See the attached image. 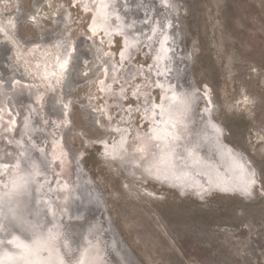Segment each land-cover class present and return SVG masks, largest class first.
Masks as SVG:
<instances>
[{
    "label": "rangeland",
    "instance_id": "1",
    "mask_svg": "<svg viewBox=\"0 0 264 264\" xmlns=\"http://www.w3.org/2000/svg\"><path fill=\"white\" fill-rule=\"evenodd\" d=\"M34 1L41 3L35 22L47 28L42 37L46 36L47 39L38 44L41 51L50 53L52 49L55 53L58 50L54 47L56 38L66 47L75 39L77 44L75 42L74 46L81 62L85 55L89 57L90 54L91 59L88 60L93 63L91 50L81 42V38L85 28L90 25L91 10H85V6L90 1L92 5L98 4L99 0H20L15 4L13 0H0V25L11 14L10 29L15 30L16 26L20 37L27 41L35 40L36 31L31 23L25 22V17L16 15L20 9L26 14L32 12ZM177 1L178 23L182 33L178 45L183 50L182 57L189 62L187 67L182 66L184 70L178 73V77L183 81L187 75L199 90L207 86L211 100L217 104L216 111L211 101L210 109H214V119L224 128L225 139L245 153L253 165L256 185L249 199L210 192L201 199L194 197L192 191L181 195L173 188L140 178L136 170L133 175L125 174L111 157L103 153L102 144H83L76 133L77 129L82 130L89 139L104 136V143L108 144L117 137L109 133L108 138V133L103 131L104 126L100 129L95 127L85 108L88 107L91 114L92 109L104 104L107 113L105 116L102 113L101 120L104 122L107 118L113 124L122 125L129 135L133 126L146 128L133 108L144 106L145 100L159 99L158 87L149 89L145 85L148 82L146 76L140 74V69L144 71L149 64L144 49L141 48L130 59L120 58L122 42L109 25L108 7L105 8L104 20L105 28L111 31L106 39V54L109 55L107 72L113 79L107 80L106 88L102 85L99 87L102 90H97L96 77L102 75L99 79L104 82L106 79V61H102V58L91 68V73L85 75L84 66L76 56L70 71L72 86L66 87L61 82L57 90H52L54 93L63 90L59 96L51 89L47 90L50 88L47 71L39 74L40 66L33 68L35 72L32 70L28 75L31 78L29 83L37 87L40 94L43 92L40 95L41 122L39 124V116H36L38 130L34 127V138L39 144L45 137H50V140L60 143L65 153L63 162L68 165L64 167V174H58V163L53 160L54 165L49 170L52 176H58L57 180L70 182L73 199L84 205L77 217L67 221L73 230L95 223L100 234L107 239L109 223L113 234L119 235L140 264H264V0ZM52 14H65L66 20L60 18L59 22L56 17L52 20ZM185 52L188 57H184ZM30 58L33 59L32 56ZM30 63L26 62L27 66ZM21 68L22 64L12 58L9 47L1 44L0 38V85L6 93L11 92V78L17 77L20 83L25 82L20 76ZM97 68L100 70L96 74L94 71ZM135 68H139L137 77L134 75ZM135 87H144V95L135 98L131 93ZM16 93L23 99L27 98L20 89ZM198 93L202 97L200 91ZM57 96L62 103L64 100L72 102L69 108L71 124L64 129V142L60 136L57 139L59 128L65 121H62L60 107L56 104ZM6 99L10 115L17 117L20 100L14 101L12 96ZM87 99L91 103L83 104L82 101ZM199 102L203 105L204 98ZM42 124L48 129L42 130ZM3 136L4 133L0 132V139H6L7 135ZM50 140L47 142L49 155ZM78 152L81 154L75 159L74 155ZM82 177L88 179L93 188L95 186L96 192L83 183ZM142 188L153 191L156 197L143 194L140 191ZM101 202H104L103 207ZM102 208L107 212L104 215Z\"/></svg>",
    "mask_w": 264,
    "mask_h": 264
},
{
    "label": "bare ground",
    "instance_id": "2",
    "mask_svg": "<svg viewBox=\"0 0 264 264\" xmlns=\"http://www.w3.org/2000/svg\"><path fill=\"white\" fill-rule=\"evenodd\" d=\"M16 2L19 3L20 0H13V4ZM87 3L85 10L89 8L91 10L89 14L90 25L89 28H85L81 42L91 50L93 63L91 62L92 60H88L89 58L91 59L88 53L89 57H85L87 56L85 55L83 58L82 56L84 62H81L80 54L77 56L78 50L74 46L77 44L75 39L70 46L66 47L60 42L59 38H56L54 47L58 50L55 53H53L52 49L50 53L41 51L38 44L47 39L45 38L46 36L44 37L45 39L42 38L47 28L45 29V26L35 22V17L39 13L38 7L41 4L38 1H34L32 12L26 14L21 11L19 6L20 12L16 14L18 17H25V19L23 18L25 22L29 21L31 23L36 31L35 40L27 41L26 38L20 37L16 32V26L15 30L10 29L12 27L11 14L7 15L4 19V24L0 25V38H8L4 42L10 43L8 46L10 47L12 58L22 64L23 69L21 68L22 71H20L22 76L24 75L22 79L25 81L24 83L21 82L22 84L20 85L19 78H11L9 83L11 92L7 93L4 91L3 86L0 85V132L4 133L3 137L7 135L6 139H0V197L2 196L1 204L4 203L2 206L3 213L1 212V214L11 225L23 231L26 229L27 224L38 222L41 230L55 233L58 237L57 240L64 248L67 258L70 259L69 264H75V253L84 244L89 243V238L92 236L96 240L101 239L107 253H112L115 260L110 264H122L120 259L116 257V254L119 255V248L122 242L114 236L109 223L107 224L109 229L107 239L100 234V231L95 226L96 224L88 225L79 230L75 229L76 231L67 225L69 219L77 217L81 213L84 205H80L78 201L73 199V195L70 194V182L57 180V175H54L55 177L48 175L50 170L49 168L46 169L43 164V152L35 151L38 154V158L34 153L29 152L34 146H38V141L34 138L33 133L34 127H37L38 130V123L35 122V117L39 116L38 122L39 124L41 122L40 90L29 83L31 78L28 75L33 68L37 69L40 66L39 74L47 71L50 82V88H47V90L51 89V91L53 89L57 90L56 88L61 82L66 87L72 86L70 71L76 56L80 59V61L78 59L81 62L80 64L84 66L85 75H89L88 73L92 71L91 68L101 61L102 58V61H106L104 64L106 79L104 82L99 79L102 75L96 77L97 90L101 91L102 89L99 87L102 85L105 87L107 80L113 79L107 72L109 55L106 54V39L111 34V31L105 28L104 24L106 7L110 9L108 15L109 25L122 42V49L119 53L120 58L130 59L141 48L144 49V55L148 57L149 64L144 71L140 69V74L143 73L146 76L148 82L145 81L147 83L145 85L149 89L154 86L158 87L159 99L157 101L153 99L145 100L144 106L133 108V112L143 120L146 128L140 129L138 126H133L130 136L127 135L129 131L125 130L122 125L113 124L107 118H105L104 122L101 120L103 119L102 113L104 116L107 113L104 104L97 106L95 110L92 109L90 111L91 114L88 113L90 109L88 107L85 108L90 116L88 118L93 121L95 127L100 129L104 126L103 131L108 133V138L112 133L116 134L117 137L108 144L106 141L104 143V140H106L104 136L89 139L84 136L82 130L77 129L76 133L82 138L83 144L86 146L94 143L102 144L103 153L111 157L110 159H113L124 173L129 176L135 174L133 172L136 170V175L140 178L143 177L182 193H190L189 191H192L191 193L197 199L203 198L208 192L212 194L237 193L249 199L253 194H244L241 191V187L247 182L255 180V184L251 186L252 193L256 185V177L254 167L248 157L240 149L231 145L226 140L227 138L225 139L226 132L224 128L214 119L213 112L214 109L217 111V108L213 103L214 109H210L212 100L207 86L204 85L199 90L193 79L191 81L188 80L187 75L183 81L178 77V73L183 69L184 61L182 57L183 50L178 45L181 36L178 23L179 2L177 0H99L98 4L95 5L90 4L91 1ZM55 17L59 22L62 18V20H66L65 14L61 16L52 14V20ZM13 19L15 20V16ZM22 45H25V47H22ZM26 62L31 63L27 66ZM99 70L100 68H97L94 72L97 74ZM33 71L35 72V70ZM138 73L139 68H135L134 75L136 77ZM18 89L23 91L26 94L25 96L31 94V99L25 101L22 96H19V93H16ZM142 89L135 87L131 93H133L135 98H138L140 95H144V90L142 91ZM199 91L206 104L200 105L201 102L199 101L200 99L203 100V98L199 95ZM54 94H58L57 91ZM9 96H12L14 101L20 100L18 101L17 117L16 115H10V111L7 110L9 103L6 97ZM56 99L57 101L59 100L58 96ZM84 100L82 101L83 104L86 102L87 104L91 103L88 102V99ZM90 100L92 101L93 99L90 98ZM56 104L60 107L62 121L66 118L70 122L69 108L72 104L71 100L68 103L65 100L64 103L58 101ZM66 120L62 123L61 134L65 128L69 127ZM52 126L56 128L55 125ZM42 127H44L42 130H45L46 127L43 124ZM19 128L20 130H18ZM42 130L40 134H42ZM59 136L60 134L58 133L57 139ZM61 140L64 141L63 136ZM50 141H52L50 144L51 152L47 157L58 163L60 171L57 172L62 175L64 174V167L68 165V163L63 162L66 157L65 153L62 151L58 141ZM80 154V152L76 153L74 155L75 159H78ZM50 163L53 164L52 161ZM41 165L43 166L40 167ZM239 165H243V167ZM30 171L33 172V185L38 186L40 183L41 186H44V190L47 193L44 194L46 204L57 199L61 191L64 192L65 201L59 206L48 207L46 205L41 206L38 203L36 205L38 207L31 208L30 201L32 196L30 195V189L32 185L15 194H8L7 190L8 187H11V183ZM18 175L21 176L15 179ZM52 179L54 180L52 181ZM82 180L83 183H86V186L95 191L88 179L82 177ZM45 181L46 184L42 185ZM140 191L143 194L145 193V195L156 197L153 191L147 188H142ZM96 195L98 197L97 193ZM13 201L14 205L12 204ZM100 205L102 206L103 202ZM94 251L95 247L90 246L89 252L83 258V263H80L82 262L80 261L79 264H99ZM8 254L16 255L19 253L8 249L1 256L3 255V258ZM127 260L129 261L128 257ZM0 264L5 263L2 261Z\"/></svg>",
    "mask_w": 264,
    "mask_h": 264
},
{
    "label": "water",
    "instance_id": "3",
    "mask_svg": "<svg viewBox=\"0 0 264 264\" xmlns=\"http://www.w3.org/2000/svg\"><path fill=\"white\" fill-rule=\"evenodd\" d=\"M5 39L7 40L8 38H4V37L1 38V44L3 43L6 46H8L10 43L4 42ZM9 50H10V47H9ZM183 54L184 53L182 52V55ZM184 57H188V54L186 53ZM183 60H184L183 65L187 67L189 64L188 60L185 58H183ZM20 76L21 78H24V75L22 76L21 74ZM57 93L60 96V94H63V90L61 91V89H59ZM40 95H43L42 91ZM27 96L28 97L27 98L25 97L24 99L25 101H28V99H31V94H28ZM214 104H215V107L217 108V104L216 103ZM66 121L68 124H70L69 120H66ZM59 129L60 130L58 131V133L60 134L61 137L63 136L65 139L66 133L63 131V134H61L62 132L61 128ZM49 140H50V137L49 138L45 137L43 140H41V142L38 144L37 147L34 146L29 151L30 153L31 152L34 153L37 156V158H38V154L35 152L36 150L44 153L42 154V158H43V164L46 169L48 168L50 169L52 165L50 163L51 160L49 159V157H47V155H49V146L47 145V142ZM42 166L43 165H41L40 167ZM48 175L51 176V174H48ZM33 184H34L33 172L32 171L26 172L24 176L20 177L18 180L11 183L10 185L11 187L10 188L8 187L7 192L8 194L12 195L23 189H26L27 186L32 185V188L30 189V195L32 196V199L30 201L31 208L38 207L36 206L38 203L41 206H44V205L48 207L59 206L66 199L64 197V192L61 191V194L57 197V199H54L51 202H48V204H46L44 200V197H45L44 194H47V193L44 190V186H41L40 183L38 186L33 185ZM44 184H46V181L42 183V185ZM94 189L96 190L95 187ZM177 192H179V194L181 193V195L186 193V192L182 193L180 191H177ZM224 194L226 193L224 192ZM228 195H238L242 197L243 199H246L243 195L237 194V193L228 194ZM1 197H0V218H1L0 219V263L3 261L5 264H60V262L63 261V264H69L70 259L67 258L64 248L62 247L61 243H59V241L57 240L58 237L55 233L50 232V231L45 232L41 230L40 224H38V222L33 223V224H27L26 229H24L23 231L21 229H18L17 227H14L13 225L10 224V222H8L4 217H2L1 212L3 210L2 206L4 205V203L1 204V200H2ZM99 198L103 201L101 197ZM12 204L14 205V201L12 202ZM106 213H107L106 210L103 208L102 214L104 215ZM114 236L120 239L119 235L114 234ZM121 242L122 243L120 244L119 255L116 254V257L120 259L121 263L122 264H140V262L135 258L133 253L123 243L122 240ZM90 246L95 247L94 253H96L97 255L99 264H110L111 262L115 260L112 253H109V252L107 253L106 247L104 246L101 239L96 240L92 236L89 238V243L84 244L83 247L75 253L74 255L75 264H79L80 261H82L80 263H83V260H84L83 258H85L86 253L89 252ZM8 249L13 250L19 254H16V255L8 254L2 258L3 255L1 256V254L5 251H8ZM127 257L129 258V261L127 260Z\"/></svg>",
    "mask_w": 264,
    "mask_h": 264
},
{
    "label": "snow or ice",
    "instance_id": "4",
    "mask_svg": "<svg viewBox=\"0 0 264 264\" xmlns=\"http://www.w3.org/2000/svg\"><path fill=\"white\" fill-rule=\"evenodd\" d=\"M240 167H243V165H239ZM255 184V180H251L247 182L245 185L241 187V191L246 194L250 195L251 194V186ZM60 264H63V261L60 262Z\"/></svg>",
    "mask_w": 264,
    "mask_h": 264
}]
</instances>
